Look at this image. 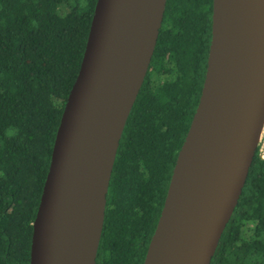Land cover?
<instances>
[{"label":"water","instance_id":"1","mask_svg":"<svg viewBox=\"0 0 264 264\" xmlns=\"http://www.w3.org/2000/svg\"><path fill=\"white\" fill-rule=\"evenodd\" d=\"M166 0H96L32 221L29 264H95L106 192ZM264 128V0H212L197 105L142 264H210Z\"/></svg>","mask_w":264,"mask_h":264},{"label":"trees","instance_id":"2","mask_svg":"<svg viewBox=\"0 0 264 264\" xmlns=\"http://www.w3.org/2000/svg\"><path fill=\"white\" fill-rule=\"evenodd\" d=\"M96 0H0V264H29L32 221ZM212 0H166L116 150L95 264H142L200 94ZM264 138V133H263ZM210 264H264V148Z\"/></svg>","mask_w":264,"mask_h":264},{"label":"built area","instance_id":"3","mask_svg":"<svg viewBox=\"0 0 264 264\" xmlns=\"http://www.w3.org/2000/svg\"><path fill=\"white\" fill-rule=\"evenodd\" d=\"M263 133H264V128H263V132H262V135H261V138H260V141L258 143L259 145V151L262 155V152H263V148H264V138H263Z\"/></svg>","mask_w":264,"mask_h":264}]
</instances>
